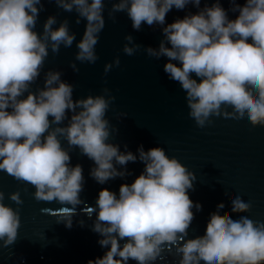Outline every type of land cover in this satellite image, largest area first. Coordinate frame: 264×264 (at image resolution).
I'll return each instance as SVG.
<instances>
[{
    "label": "clouds",
    "instance_id": "clouds-1",
    "mask_svg": "<svg viewBox=\"0 0 264 264\" xmlns=\"http://www.w3.org/2000/svg\"><path fill=\"white\" fill-rule=\"evenodd\" d=\"M55 3L75 10L77 23L80 17L86 19L75 60L95 62L104 0ZM189 4L197 8L195 13L165 23L170 9ZM42 7L40 0H0V170L33 186L36 200L71 205L61 207L63 215L57 220L71 227V212L82 202L84 184L81 165L69 162L73 147L93 161L89 176L99 184L130 174L123 167L127 162H143V171L131 183H122L118 193L99 190L89 212L96 213L92 231L106 250L86 264H128L130 259L153 264L172 247L179 255L177 264H264V221L225 217L222 206L209 214L203 235L186 238L193 207H202L188 195L196 179L193 171L160 146L145 150L140 145L135 154L121 151L111 139L116 128L105 115L115 99L106 95L108 88L73 100V85L61 79L60 71L49 69L43 87L32 90L49 49L57 53L75 37L66 19L54 28L56 18L51 15L38 33L35 24ZM121 10L133 29L139 30L142 22L162 26L158 47L148 46L145 52L167 57L163 70L185 91L188 116L198 127L211 124L213 116L264 126V0H244L242 5L230 0L228 10L220 0L203 7L201 0H117L109 15ZM228 11L238 14L229 18ZM125 40L122 51L132 55L139 45L132 43L131 35ZM118 64L117 56L105 64L104 72ZM71 67L77 70L75 63ZM4 199L0 191V241L8 246L17 237L20 215ZM8 199L22 203L19 191L9 193ZM230 204L236 214L251 207L239 195Z\"/></svg>",
    "mask_w": 264,
    "mask_h": 264
},
{
    "label": "water",
    "instance_id": "water-1",
    "mask_svg": "<svg viewBox=\"0 0 264 264\" xmlns=\"http://www.w3.org/2000/svg\"><path fill=\"white\" fill-rule=\"evenodd\" d=\"M115 2L117 0H104V27L94 46L96 61L82 63L75 60V53L86 19L80 17L77 23L75 10L66 11L58 7L55 0H40L43 7L38 11L35 30L41 32L44 21L51 15L56 18L54 28L66 19L69 31L75 37L71 46L61 45L57 53L49 49L32 90L43 87L44 73L49 69L60 71L61 79L73 85V100L101 94L103 88H108L110 91L106 95H113L115 99L110 102L105 115L116 128L111 139L121 151L129 150L135 154L140 145L145 150L160 146L167 155L175 156L193 171L196 179L188 195L202 207L199 211L193 207L194 217L186 238L203 235L209 214L217 211L218 205L225 209V217L236 219L245 215L252 220L264 221V126H253L248 122L237 124L231 117L213 116L210 117L211 124L198 127L188 116L185 91L163 70L167 57L156 58L145 52L148 46L158 47L163 38L162 26L142 22L139 30L133 29L125 11L109 15ZM205 2L211 5L213 0H201V7ZM220 2L226 10L229 9L230 0ZM235 2L242 5L244 0ZM196 11L197 8L191 4L184 9L173 7L166 13L165 23ZM237 14L228 11L229 18ZM126 35H131L132 43L139 45L132 55L122 51L123 45L128 43ZM117 56L119 64L105 73V64ZM71 63H75L77 70H73ZM120 113L126 115L120 116ZM66 114L70 118L71 113L66 110ZM62 143L66 146V142ZM69 155L70 164L79 163L84 176L80 192L82 202L71 212V227H66L62 221L57 222L63 215L61 207L72 208L71 205H60L54 200H36L32 195L33 186L0 170V191L5 194L4 203L18 208L20 215L15 241L8 246L0 241V264H86L87 260L103 255L106 247L98 244L100 236L91 227L96 213L89 212V209L95 205L102 188L118 193L122 183H131L143 171V162H127L123 167L130 174L99 184L89 176V170L94 166L92 160L76 147ZM120 167L117 165L118 169ZM13 191H19L21 204L8 199V194ZM236 195L250 203L248 212H231L230 201ZM178 259L179 255L172 247L171 251L165 249L153 264H177ZM128 264L136 262L130 259Z\"/></svg>",
    "mask_w": 264,
    "mask_h": 264
}]
</instances>
